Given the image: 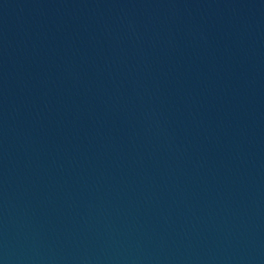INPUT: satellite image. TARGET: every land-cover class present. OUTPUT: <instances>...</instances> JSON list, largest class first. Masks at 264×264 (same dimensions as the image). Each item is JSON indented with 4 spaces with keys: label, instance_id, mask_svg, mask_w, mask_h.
<instances>
[{
    "label": "water",
    "instance_id": "water-1",
    "mask_svg": "<svg viewBox=\"0 0 264 264\" xmlns=\"http://www.w3.org/2000/svg\"><path fill=\"white\" fill-rule=\"evenodd\" d=\"M0 264H264V0H0Z\"/></svg>",
    "mask_w": 264,
    "mask_h": 264
}]
</instances>
